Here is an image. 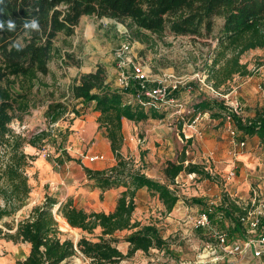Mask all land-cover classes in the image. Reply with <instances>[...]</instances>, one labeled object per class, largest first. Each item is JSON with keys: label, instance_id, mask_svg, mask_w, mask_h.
Instances as JSON below:
<instances>
[{"label": "rangeland", "instance_id": "obj_1", "mask_svg": "<svg viewBox=\"0 0 264 264\" xmlns=\"http://www.w3.org/2000/svg\"><path fill=\"white\" fill-rule=\"evenodd\" d=\"M222 23L223 19L217 18L212 35L203 38L173 35L168 30L158 35L139 28L131 19L119 21L109 15L85 14L75 25L71 36L60 32L55 38L47 74L33 71L0 80V95H10L16 101L15 108H18V116L9 124V131L0 133V189H9L6 166L15 161L20 153L26 156L23 172L28 177L30 187L27 198L22 201L15 199L10 206L11 214L0 219V264H17L26 258L30 245L14 242L6 238L5 233H14L17 223L27 217L35 205L42 203L46 194L54 195L59 200L65 198L67 187L58 179L63 178L64 183L72 182L77 186L73 195L80 194L78 203L85 205L88 212L100 211L103 197H91L83 192L86 190L85 185H93L85 184L82 166H92L93 162L88 157L108 141L106 130L99 127L97 121L94 124L91 113H87L91 112L94 102L87 107L81 99L73 100L70 88L81 75L88 73L97 64H102L107 69V84L120 89L116 52L124 44L129 46L125 55L126 71L132 75V64L141 66L147 79L145 90L170 84V96L184 101L188 99V108L182 116L169 110L162 120L149 118L140 121V124L129 123L131 126L126 127V136L120 149L125 168L147 173L157 170L160 174L157 162L153 163L148 158L158 159L159 155H163V149L169 153L175 152V145L168 137L171 131L167 128H171L182 147L189 146L190 160L184 164L202 167L214 180L198 173H182L176 182L169 179V184L181 197L173 219L168 218L170 215L157 195L140 190L136 196L134 218L142 225L156 226L168 241V246L165 250L151 249L148 253L139 250L122 264L215 263L208 261L211 256H207L208 249L216 242L212 230L195 227L196 219L204 211L211 216L212 229L218 228L228 233L229 243L242 240L245 229L243 234H233L231 221L215 214V208L226 204L223 198H217L220 192L214 194L213 191L217 183L219 189L222 188V194L227 195L226 201H237L248 210L258 205L264 207V150L257 143L248 151L246 145L235 146L231 134L232 128L236 129L237 119L244 122L252 119L258 108L264 107V47L245 51L240 57V64L246 72L234 73L222 81L223 69L233 52V48L224 47L216 39ZM30 38L29 32L24 33L9 49L23 47ZM1 49L0 44V52ZM133 79L131 77L130 81ZM136 90H142L140 83ZM177 94L184 95L185 99ZM200 99L210 100L218 107L214 111L225 109L230 117L226 116L223 121H219L212 117L209 110L193 109V103H198ZM54 104L65 106L57 119H53L49 113ZM175 123L181 124L178 130L172 128ZM217 137L230 142L231 160L222 159L220 163L213 160L215 154L212 151L217 149H213L211 143ZM237 140L240 141V135ZM166 146L168 148H164ZM246 152L252 153L250 161L243 160ZM256 158L259 164L252 165ZM231 170L235 175L228 178ZM115 189L119 193V188ZM253 189L258 192L255 205L251 203ZM2 195L0 193V207L3 208L6 202ZM193 199H199L205 205L204 210L197 205L200 203L192 202ZM14 207L19 208L13 212ZM56 218L62 238L76 242L82 234L93 236L78 228L66 226L61 216L56 215ZM132 231H119L117 236L122 238ZM118 247L127 253L129 244L121 241ZM225 258L229 262H219L264 264V256L254 258L251 255H230ZM86 263L81 257L74 256L66 264Z\"/></svg>", "mask_w": 264, "mask_h": 264}, {"label": "trees", "instance_id": "obj_2", "mask_svg": "<svg viewBox=\"0 0 264 264\" xmlns=\"http://www.w3.org/2000/svg\"><path fill=\"white\" fill-rule=\"evenodd\" d=\"M85 14L109 15L119 21L131 19L139 28L158 35L168 30L173 35L203 38L212 35L217 18H222L216 39L224 47L233 48L223 69L222 81L234 73L246 72L240 64V57L245 51L264 47V0H0V80L33 71L47 74L55 38L60 32L71 36L75 25ZM27 32L31 34L27 44L9 49L17 38ZM106 80V69L98 64L95 71L81 75L70 88L73 100L81 99L87 107L94 102L93 109L100 112L99 127L105 128L112 151L118 159L117 165L108 171L92 170L85 166L83 169L87 179L93 181V187L105 191L124 184L127 190L121 193L115 210L110 213L88 212L75 205L72 197L61 201L54 195L46 194L44 201L35 205L29 215L17 223L14 233H5V237L14 242L30 245L26 258L17 264H66L74 256L81 257L87 261L86 264H122L139 250L148 253L151 249L165 250L168 246V241L156 226L133 221L137 207L136 192L146 186L158 195L169 213L180 196L169 184L140 171L127 170L120 152L124 118L134 121L150 116L162 118L167 112L147 109L134 99L139 85L137 79L130 81L126 89L113 88ZM15 104L10 95H0V133L8 132L9 124L18 116ZM215 108H218L217 105L207 99L193 106L195 110H209L212 115L223 118L230 114L220 107L214 111ZM64 109L63 104H54L49 113L53 119H57ZM235 124L243 137L258 136L264 150V107L258 108L254 118L245 122L237 119ZM25 157L20 153L15 161L6 166L10 187L0 189L6 202L5 207H0V219L11 214L10 206L15 199L22 201L28 196V177L23 172ZM183 172L198 173L212 179L202 167L185 165L183 161H169L165 169L171 181H175ZM192 202L202 204L199 199ZM224 204L226 206L215 208V214H222L231 221L233 234H243L244 225L239 217L245 215L246 211L233 201L227 200ZM18 208L14 207L13 212ZM56 215L64 218L73 228L93 236L82 234L76 242L62 238ZM123 230L133 231L122 238L118 237L117 232ZM121 241L129 244L127 253L118 247Z\"/></svg>", "mask_w": 264, "mask_h": 264}, {"label": "built area", "instance_id": "obj_3", "mask_svg": "<svg viewBox=\"0 0 264 264\" xmlns=\"http://www.w3.org/2000/svg\"><path fill=\"white\" fill-rule=\"evenodd\" d=\"M128 50L129 46L124 44L116 52V57L119 60L118 82L121 89H126L129 86L131 77H134V79L139 81L142 88V90H138L134 94V99L139 104L145 106L147 109L156 108L166 112L173 110L176 115L182 116L185 109L188 108L187 103L183 99L170 96V84L153 86L145 90V82L147 81L145 70L139 65L132 64V75L126 71L127 63L125 55ZM231 134L233 138L232 142L235 146L243 147L246 145L245 140H237V136H239L237 128H232ZM88 158L91 162H94L105 159V156L102 154H96L91 155ZM234 175L235 172L231 170L228 174V178H231ZM257 198L258 192L256 189H253V198L251 199L253 205L256 204ZM233 202L246 211L245 215L239 217L246 230L241 241L229 243V235L227 232L218 228L212 229V220L207 211L202 212L195 221V227L197 229L209 228L212 230V237H214L216 242L210 249H208L207 253V256H211L208 261L215 262L211 264H221L219 261L229 262L225 257L230 255H239L241 257L251 255L254 258H261L264 256V207L262 208V205H258L255 209L252 208L248 210L246 206H242L237 201ZM219 215L220 217H224L222 214Z\"/></svg>", "mask_w": 264, "mask_h": 264}, {"label": "crops", "instance_id": "obj_4", "mask_svg": "<svg viewBox=\"0 0 264 264\" xmlns=\"http://www.w3.org/2000/svg\"><path fill=\"white\" fill-rule=\"evenodd\" d=\"M97 66H98V64L94 67V68H92V69H89L87 72L89 73V72H92V71H95L96 70V68H97ZM104 67H105V69H106V66L104 65ZM106 74H107V69H106ZM177 96H179V97H181V98H184L185 96L184 95H181V94H177ZM185 99V98H184ZM188 100V99H187ZM186 100V101H187ZM203 101V99H200V101L199 102H202ZM192 102V101H191ZM193 103V102H192ZM193 104H195V103H193ZM92 108V107H91ZM88 114L89 113H91V116H92V119H94V121L95 122H93L94 124L96 123V121H97V123H98V117L100 116V112L99 111H95L93 108L91 109V112H87ZM256 114V113H255ZM212 117L214 118V119H218L219 121H223L224 120V118L223 117H221V116H214V115H212ZM149 118H153V119H156V120H162L163 118H165V115L162 117V118H154V117H148L147 119H145V120H148ZM140 121H143V120H140ZM140 121H134V120H129V119H126V118H124L123 120H122V124H123V129H122V131H123V136H124V138H125V136H126V127L128 126V127H130L131 125V123H137L138 122V124H140ZM96 123V124H97ZM130 123V124H129ZM178 126H181V124L179 123H175V124H173V127L172 128H175L176 130H178ZM168 130H170L171 132H170V136H168V137H170L171 138V140L170 141H173V144L175 145L174 147H175V152H173V151H171L170 153L169 152H167V151H165V149H163V151H161L162 153H163V155H159V157H158V159H156V158H152V157H150V158H148V160L149 161H153V163L156 161L157 162V167L160 169V174H158L156 171L157 170H155V171H152V170H150V171H148V173L147 172H144L143 170L142 171H140V172H142V173H144L145 175H147L148 177H150V178H153V179H155V180H158V181H160L161 183H166V184H169V178L167 177V175H166V173H165V169H166V167H167V164H168V162L170 161V162H174V163H179V162H181V161H183L184 163L185 162H187V161H189L190 160V156H189V154H188V147H186V148H184V147H182V143L180 144V142L177 140V138L175 137V132H174V129L172 130L171 128L169 129V128H167ZM239 135H240V140H242L243 138V140H245V142H246V151H248L250 148H251V146L252 145H255L256 143L258 144V145H260L261 146V143H260V139H259V137L258 136H252V137H247V136H245V137H243V135L239 132ZM243 137V138H242ZM167 138V137H166ZM108 139V138H107ZM131 139H135L134 137H131ZM166 141H168L167 139H166ZM169 141V142H170ZM212 141V140H211ZM211 141L209 142V143H211ZM170 144H171V142H170ZM168 146V145H167ZM164 147V148H168V147ZM211 146H212V148L213 149H217V151H212L214 154H215V157L213 158V160L215 161V162H218V163H220L221 161H222V159H225L226 161L228 160V159H230L229 158V149H230V142L228 141H222V140H220L218 137L217 138H214L213 139V142L211 143ZM262 147V146H261ZM173 149V147L171 148V150ZM97 151H96V153H94L93 155H96V154H102V155H104L105 156V159H103V160H97V161H94L93 162V164H92V166H89V165H87V166H85V167H88V168H90V169H92V170H97V171H108L109 169H111L112 167H114L115 165H117V160H116V157H115V155H114V153H113V151H112V148H111V142H110V140L108 139V141L107 142H105V143H103L100 147H98L97 149H96ZM251 152H246V154H245V156L243 157L244 159L243 160H245V161H250L251 159ZM255 159V158H254ZM231 160V159H230ZM229 161V160H228ZM262 161H264V159H262ZM257 164H259V160L256 158V161L254 160L253 162H252V165H257ZM82 170H83V176H84V178H86V183L85 184H88L89 183V185L92 183L93 184V181H90V180H88L87 179V176H86V173H85V171H84V169H83V166H82ZM183 173H185V172H183ZM182 174V173H181ZM180 174V175H181ZM179 175V176H180ZM178 176V177H179ZM177 177V178H178ZM59 178V177H58ZM176 178V179H177ZM176 179H175V182H176ZM213 180H214V178H212ZM59 180V182L61 183V184H63V185H65L66 187H67V191H68V194L65 196V198H61L60 200L61 201H65L68 197H72L73 199H74V203H75V205H77L79 208H83V209H85L86 210V206L85 205H83V204H81V203H78V201H79V199H78V197L80 196V194L78 193L77 194V196H74L73 194H74V191H75V188H77V186H75V184L74 183H72V182H69V183H64V181H63V178L62 179H58ZM213 182V181H212ZM77 185V184H76ZM169 186H170V188L171 189H174L175 190V192L180 196V194L178 193V191L175 189V188H173V186L172 185H170L169 184ZM84 187V186H83ZM85 188H86V190H84L83 192H87L88 193V195L89 196H91V197H98V196H102L103 197V204L99 207V209H100V211H103V212H106V213H110V212H113L114 210H115V208H116V205H117V200H118V198L120 197V195H121V193L123 192V191H125V190H127V187L124 185V184H119V185H116V186H113L112 188H110V189H107V190H105V191H103L101 188H98V187H90V186H87V185H85ZM115 188H119V193H118V191L115 189ZM91 190V192L89 191V190ZM140 190H145V191H149L150 193H152L153 194V192H151L146 186L145 187H142V188H140V189H138L137 190V192H136V196L138 195V192L140 191ZM227 190V189H226ZM72 191V192H71ZM222 188L220 187V189H219V185L217 184V183H215V189H214V194H218L219 192V195H218V199L220 200V199H222L223 198V201H226V199H227V195H224V194H222ZM76 192V191H75ZM115 195H114V194ZM154 196H156L155 194H153ZM74 196V197H73ZM158 196V195H157ZM162 202V201H161ZM181 202V197H180V199L178 200V202L176 203V205H175V207L173 208V210L169 213V212H167L169 215H170V217H168L169 219H173L174 218V216H175V214H177V207H179V203ZM162 205L166 208V206H165V204L162 202ZM196 205V204H195ZM198 206H201V209H203L204 210V204H197ZM148 207V206H147ZM137 208V207H136ZM87 211V210H86ZM94 211H97V210H94ZM100 211H97V212H100ZM54 212H56V209L54 210ZM133 221H136V219L134 218V214H133ZM198 229H203V228H198ZM28 244V243H27Z\"/></svg>", "mask_w": 264, "mask_h": 264}, {"label": "bare ground", "instance_id": "obj_5", "mask_svg": "<svg viewBox=\"0 0 264 264\" xmlns=\"http://www.w3.org/2000/svg\"><path fill=\"white\" fill-rule=\"evenodd\" d=\"M61 221L64 222V223L66 224V226L70 227L69 223H68L65 219L61 218ZM65 224H64V225H65ZM71 228H72V227H71ZM73 230H74V229H73Z\"/></svg>", "mask_w": 264, "mask_h": 264}]
</instances>
